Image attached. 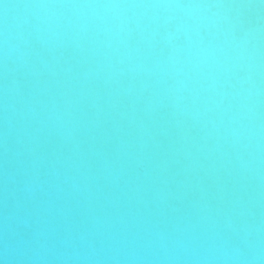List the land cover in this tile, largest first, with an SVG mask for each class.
Masks as SVG:
<instances>
[{
    "label": "clouds",
    "instance_id": "obj_1",
    "mask_svg": "<svg viewBox=\"0 0 264 264\" xmlns=\"http://www.w3.org/2000/svg\"><path fill=\"white\" fill-rule=\"evenodd\" d=\"M0 264H264V0H0Z\"/></svg>",
    "mask_w": 264,
    "mask_h": 264
}]
</instances>
